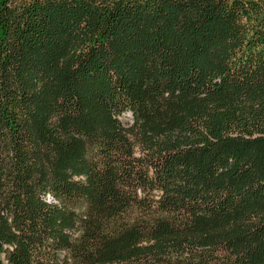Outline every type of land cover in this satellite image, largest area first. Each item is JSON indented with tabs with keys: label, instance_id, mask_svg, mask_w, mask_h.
<instances>
[{
	"label": "trees",
	"instance_id": "16d2710c",
	"mask_svg": "<svg viewBox=\"0 0 264 264\" xmlns=\"http://www.w3.org/2000/svg\"><path fill=\"white\" fill-rule=\"evenodd\" d=\"M80 228L84 264H264V0H0V264Z\"/></svg>",
	"mask_w": 264,
	"mask_h": 264
},
{
	"label": "rangeland",
	"instance_id": "374dc122",
	"mask_svg": "<svg viewBox=\"0 0 264 264\" xmlns=\"http://www.w3.org/2000/svg\"><path fill=\"white\" fill-rule=\"evenodd\" d=\"M128 116H132L131 112H128ZM121 121L123 123H125V124H130L132 119H130V117H123L122 116L121 117ZM135 154L140 156L141 155L140 150H136ZM82 204H81L80 208L78 209V212H79L81 217H82V215H85V213L87 212V208H86L87 204H85V203L83 205ZM77 222H78L77 227H81V225H79L80 222L79 221H77ZM68 240H69L70 244L74 246V250L69 249L70 251H68V250H60V251H58L57 252V257H58V259L60 261V263H58V264H84L82 261H80L78 259L79 257L74 256L75 249L77 247H81L83 242H84L83 241L84 239H83L82 229L80 228L78 230V232H75V233L73 232V233L68 234ZM41 246L45 247L46 244L42 243ZM32 258L33 257H31V260H32ZM5 260H6V262H8L7 261L8 260V256L5 257Z\"/></svg>",
	"mask_w": 264,
	"mask_h": 264
},
{
	"label": "flooded vegetation",
	"instance_id": "af4514ba",
	"mask_svg": "<svg viewBox=\"0 0 264 264\" xmlns=\"http://www.w3.org/2000/svg\"><path fill=\"white\" fill-rule=\"evenodd\" d=\"M130 117V116H129Z\"/></svg>",
	"mask_w": 264,
	"mask_h": 264
}]
</instances>
